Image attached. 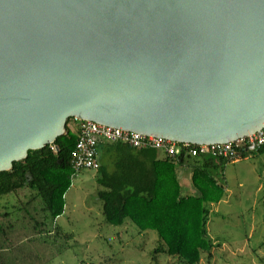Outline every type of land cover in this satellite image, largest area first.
<instances>
[{
    "label": "water",
    "instance_id": "1",
    "mask_svg": "<svg viewBox=\"0 0 264 264\" xmlns=\"http://www.w3.org/2000/svg\"><path fill=\"white\" fill-rule=\"evenodd\" d=\"M71 118L179 143L264 128V0H0V172Z\"/></svg>",
    "mask_w": 264,
    "mask_h": 264
},
{
    "label": "trees",
    "instance_id": "2",
    "mask_svg": "<svg viewBox=\"0 0 264 264\" xmlns=\"http://www.w3.org/2000/svg\"><path fill=\"white\" fill-rule=\"evenodd\" d=\"M71 119L66 134L53 144L30 151L12 170L0 172V264H36L51 255L52 239H73L56 226L74 179L71 155L78 133L68 126ZM102 147L116 160L113 173L98 170L106 222L157 231L155 254L166 253L183 264H200L205 255L211 261L215 243L208 232L209 205L223 200L225 188L210 170L232 160L211 155L161 158L156 149L119 140L103 141ZM185 164L193 169L194 195L183 194L176 174L177 166Z\"/></svg>",
    "mask_w": 264,
    "mask_h": 264
},
{
    "label": "rangeland",
    "instance_id": "3",
    "mask_svg": "<svg viewBox=\"0 0 264 264\" xmlns=\"http://www.w3.org/2000/svg\"><path fill=\"white\" fill-rule=\"evenodd\" d=\"M73 123L74 118L68 126ZM253 155L228 163L219 175L225 195L209 205L213 258L209 261L205 255L200 264H264V153ZM100 177L97 170H82L73 179L65 212L56 221L73 239L68 243L52 239L51 255L36 264H183L166 253L155 254L157 231L106 222L98 196L103 188Z\"/></svg>",
    "mask_w": 264,
    "mask_h": 264
},
{
    "label": "built area",
    "instance_id": "4",
    "mask_svg": "<svg viewBox=\"0 0 264 264\" xmlns=\"http://www.w3.org/2000/svg\"><path fill=\"white\" fill-rule=\"evenodd\" d=\"M78 128L76 146L72 151L71 164L74 170V178L82 170H99V148L103 141L119 140L128 143L135 148H153L159 151L161 157L176 158L179 155L200 157L211 155L215 158L236 160L250 157L252 154L264 150V128L235 142L222 144L179 143L164 137L143 135L134 131H126L100 124L92 120H80L74 118ZM246 156H241V151Z\"/></svg>",
    "mask_w": 264,
    "mask_h": 264
},
{
    "label": "crops",
    "instance_id": "5",
    "mask_svg": "<svg viewBox=\"0 0 264 264\" xmlns=\"http://www.w3.org/2000/svg\"><path fill=\"white\" fill-rule=\"evenodd\" d=\"M69 127H70V129L72 131L78 132L77 124L75 122L73 123L72 126H69ZM99 152H100V163H101V167H104L108 173H113L115 171V168H116L115 155L112 152H109L108 149H104L103 147H102V149L99 148ZM102 152H104L103 157L101 155ZM263 153H264V151L261 150L260 152L255 153L253 156L259 157ZM160 157H161V155H160ZM251 157L252 156L245 157V158H240V159H236V160L230 161L228 163H234V162L236 163V162H239L240 160L248 159V158H251ZM161 158H166V157H161ZM227 164L221 165L218 169L212 168L210 170L211 173L217 179V181L219 183H221V184H223V183L220 181L219 175L221 174V172L224 171V167ZM176 174H177L178 180H179V182H180V184L182 186V192H183L184 195H194V194L197 193V189H196V187H195V185L193 183V169H192L191 166L186 165V164L185 165H178L177 166V170H176ZM102 175L103 174L101 173V177H102Z\"/></svg>",
    "mask_w": 264,
    "mask_h": 264
}]
</instances>
